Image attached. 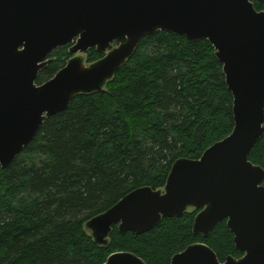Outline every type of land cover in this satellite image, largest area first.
I'll use <instances>...</instances> for the list:
<instances>
[{
  "label": "trees",
  "instance_id": "obj_1",
  "mask_svg": "<svg viewBox=\"0 0 264 264\" xmlns=\"http://www.w3.org/2000/svg\"><path fill=\"white\" fill-rule=\"evenodd\" d=\"M70 47L51 53L38 85L69 62ZM216 52L207 39L146 35L102 92L79 94L47 118L12 164L0 166V264H104L117 252L171 264L195 243L222 262L242 257L226 220L209 235L194 232L199 209L143 234L115 224L104 244L86 226L135 189H164L177 160L198 159L232 133L233 95ZM104 55L92 48L87 62ZM249 159L264 168V134Z\"/></svg>",
  "mask_w": 264,
  "mask_h": 264
},
{
  "label": "water",
  "instance_id": "obj_2",
  "mask_svg": "<svg viewBox=\"0 0 264 264\" xmlns=\"http://www.w3.org/2000/svg\"><path fill=\"white\" fill-rule=\"evenodd\" d=\"M160 30L213 44L233 95L234 129L200 158L177 160L164 189H135L88 225L99 237L115 224L143 234L193 207L195 233L209 235L226 220L244 255L222 262L195 243L171 264H264V168L249 159L264 134V10L253 0H0V166L77 95L102 92L143 37ZM66 45L73 55L92 48L105 55L91 64L74 57L38 85L51 53ZM104 264L148 263L117 252Z\"/></svg>",
  "mask_w": 264,
  "mask_h": 264
},
{
  "label": "rangeland",
  "instance_id": "obj_3",
  "mask_svg": "<svg viewBox=\"0 0 264 264\" xmlns=\"http://www.w3.org/2000/svg\"><path fill=\"white\" fill-rule=\"evenodd\" d=\"M118 46V44L117 43H113V48H116ZM74 57H79V58H81V59H83V61L85 62V63H87L88 64V62H87V53H81V52H79V53H77V54H74V56L72 57V58H74ZM71 58V59H72ZM70 59V60H71ZM69 60V61H70ZM106 86V85H105ZM105 88V87H104ZM195 208H193V207H188V209L187 210H189V211H191V210H194ZM89 223V222H88ZM88 223L86 224V226H87V230H88V232L94 237V239L97 241V242H99L100 244H104V243H106L107 241H108V237H104V236H101V237H99V236H97L96 235V232H95V229L94 228H92V227H90L89 225H88ZM109 236V235H108Z\"/></svg>",
  "mask_w": 264,
  "mask_h": 264
}]
</instances>
